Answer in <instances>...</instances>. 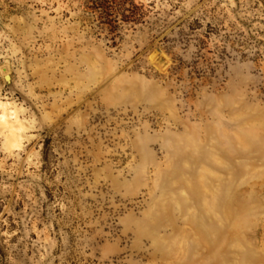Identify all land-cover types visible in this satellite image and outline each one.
I'll list each match as a JSON object with an SVG mask.
<instances>
[{"label":"rangeland","instance_id":"rangeland-1","mask_svg":"<svg viewBox=\"0 0 264 264\" xmlns=\"http://www.w3.org/2000/svg\"><path fill=\"white\" fill-rule=\"evenodd\" d=\"M0 264H264V0H0Z\"/></svg>","mask_w":264,"mask_h":264},{"label":"water","instance_id":"water-1","mask_svg":"<svg viewBox=\"0 0 264 264\" xmlns=\"http://www.w3.org/2000/svg\"><path fill=\"white\" fill-rule=\"evenodd\" d=\"M10 77L9 76H6V79L8 80Z\"/></svg>","mask_w":264,"mask_h":264}]
</instances>
